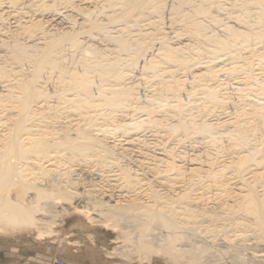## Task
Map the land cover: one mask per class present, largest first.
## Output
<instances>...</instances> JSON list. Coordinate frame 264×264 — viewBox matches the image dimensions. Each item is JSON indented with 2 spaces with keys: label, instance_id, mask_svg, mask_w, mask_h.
<instances>
[{
  "label": "bare ground",
  "instance_id": "bare-ground-1",
  "mask_svg": "<svg viewBox=\"0 0 264 264\" xmlns=\"http://www.w3.org/2000/svg\"><path fill=\"white\" fill-rule=\"evenodd\" d=\"M7 3L48 11L56 23L15 20L9 42L0 29V46L18 68L0 90V235L32 230L39 237L49 235L64 217L75 215L85 226L116 233L122 243L114 250L127 261L134 255L144 264L158 255L171 264H226L227 255L229 264H264L259 259L264 258V133L261 140L256 135L264 130V0H199L195 6L191 0H173L170 20L182 10L185 19V28L173 31L176 42L163 26L165 0H95L102 3L101 12L113 9L102 13L104 23L93 17V7L73 6L83 15L77 29L72 15L55 18L54 0ZM142 20L148 23L140 25ZM113 24L117 27L109 29ZM93 32L100 41L83 47L79 35L92 39ZM66 44L91 55L76 56L69 67ZM11 69L0 67V78ZM146 72L159 81L149 93L139 90ZM148 128L180 136L179 141L201 136L215 153L230 147L232 155L217 165L208 149L188 158L198 166L177 164L176 158L186 156L175 155L171 147L159 153L165 158L154 153L153 160L177 179L188 178L187 186L208 176L214 196L231 197L232 203L210 207L209 196L191 198L187 188L169 197L145 182L140 166L123 164L127 149L118 147L117 133ZM93 160L100 168L84 174L82 166H95ZM227 172L244 183L236 193L228 187ZM201 235L208 240H197Z\"/></svg>",
  "mask_w": 264,
  "mask_h": 264
},
{
  "label": "rangeland",
  "instance_id": "rangeland-1",
  "mask_svg": "<svg viewBox=\"0 0 264 264\" xmlns=\"http://www.w3.org/2000/svg\"><path fill=\"white\" fill-rule=\"evenodd\" d=\"M61 1H62V3H60ZM65 1L66 0H54L55 9H57V10H55V12H53V13L56 14L55 18H61V17H64L65 15L68 18L72 15V17H70L69 20L71 23H75L74 21H76V23H75L76 25L74 26L75 29L78 28L77 25L80 22L79 20L83 19V15L80 14V12H78L79 14L76 13L77 10L75 12H73L75 9L73 6L79 7L77 5H80V7H83V6L86 7L88 5L87 7H89V8L93 7L92 10L96 11L94 13L95 14L99 13V15L96 14L93 17L96 16L95 19H97L98 21L101 20V22H103L102 20H104V21L106 20L105 17L103 16V14L105 15L106 12L108 14H110L111 10H113L111 8H105L104 11L101 12V9H100L101 6L100 5H102V3H99L100 5L98 3L94 4L95 0L94 1L92 0V2H90V3H85L86 0H84V1L83 0H72V3L74 1L73 4H76V5L67 4L68 6L65 4ZM172 1L173 0H165V4H166L165 6L166 7L163 10V14H164L163 15V18H164L163 26H164V29L168 32V36L172 37L171 41L176 42V38H174V36H175L174 32L175 31L179 32L180 30L185 28L184 27L185 19H183V17H181L182 12H183V10H182V12H179L180 15H179V13L178 14L175 13V15L173 14L174 17L176 16L175 20L174 19H173V21L170 20L169 15H168V14H170V12H168V10L170 8L169 6L171 5ZM231 1H233V0H227V2H231ZM191 2L195 6L196 4L199 3V0H191ZM64 5H66L67 7ZM226 5H227V7H230L229 4H226ZM97 6H98V8H97ZM95 7H96V9H95ZM187 7L188 6L184 5L182 7V9H186ZM15 9L16 10L18 9L20 14ZM33 9L34 8H32V10H31V8H24L22 6L11 8V6L7 3V0H0V12L1 13L3 12V15L5 16L4 17L2 15L3 20H2V17L0 19V29H2V32H4L3 38L6 41L9 42V41L13 40V38L11 39L10 35H12L13 32L15 31L14 30L15 29V23L18 20L25 22L26 19H27V21H33V20H37L39 18L40 19L43 18V19H45L44 21H47V22L49 21L48 23H56L54 21L49 20L50 19L49 15H51L50 12L45 11V10H39V9L33 10ZM98 9H100V10H98ZM29 10H30V12H29ZM105 10H106V12H105ZM214 10L215 9H213V14H218L222 18L226 16V14L223 11L218 12V11H214ZM12 11L13 12L15 11L16 13L15 12L13 13ZM44 11H45V13H43ZM229 11H232V10H229ZM8 12H10V13H8ZM233 15H234V13H233ZM22 17L24 18V20ZM179 17L181 18V21H180ZM75 18H76V20H75ZM199 19H202V20L205 19L207 21L209 20L207 17L202 18L201 16H199ZM71 20L72 21L74 20V21L72 22ZM145 20H146V17H145ZM226 20L227 21L229 20V24H235L232 22L233 20H231V19H226ZM142 21H143V23L140 22L141 23L140 25H144L147 22L144 20H142ZM173 22H174V24H173ZM62 27H63V25L57 26V28L59 30L60 29L63 30ZM115 27H117L116 24H113V25L109 26V29L113 30L112 28L115 29ZM139 28H141V27H139ZM145 28H147V26H145ZM217 28L219 29V27H217ZM134 29L132 30V32H133L132 35L136 34L134 31H137L138 27L137 28L134 27ZM8 30H9L10 34H9ZM11 32H12V34H11ZM81 35H79L80 40H83L82 42L85 41L83 43V47L85 45L88 46L89 44L97 42L99 40V38H101L98 35H96V37H95V33L93 34L92 39L89 35H86L85 33H83ZM18 39L20 41L22 40L21 42L28 43L27 37H25L23 35H19ZM92 41H94V42H92ZM65 48H66L65 49L66 51H64V52L67 55V56L66 55L65 56L67 57L66 61L68 62L67 65L69 67L71 65L74 66V64H72L71 62L69 63V61H71V59L76 60L81 55H88V54L91 55L89 52H83V51L81 52V49H73V48L71 49L70 47H68L67 44L65 45ZM71 52H72V54H71ZM69 55H70V59H68ZM76 56H78V57L75 58ZM111 56H113V54H111ZM6 57H7L6 49L4 47L0 46V67H6V69H8V70L13 68V69H11V71H9L8 74L3 75L2 79L0 78V90L5 89L3 87V84L6 85L9 82V80H11V82H12V79L15 78L17 75V74H15L16 73L15 71L18 70V68H15L16 65L11 64ZM122 57H125L124 53L122 54ZM23 69H24V71L27 72V70H29L28 65H24ZM257 71H260V70H257ZM255 72H256V70H255ZM137 73H138V71L136 70L134 75H136ZM143 75L145 77H147V79L145 81H143V80L140 81L142 87H140L139 90L143 91V92L146 90V92L149 93L150 90H152L155 86H157L159 84V81L153 79V77L151 78L150 77L151 73L146 72V74H143ZM177 75L178 76L181 75L179 73V71H177ZM240 75H242V74H240ZM262 78H264V75L262 76ZM131 114L132 113L130 112V115ZM77 117L78 116L73 115L74 119ZM156 131H160V129H158V128L157 129H149L148 128V129L142 130L141 132L140 131L139 132L131 131V132L126 133V134L121 133V132L117 133L116 138L119 140L118 143L120 145V146L118 145V147L123 146L127 149V156L125 158V161L123 160V164H124V162L129 163V165L132 166L133 168L134 167L137 168V166H140L138 168H140L142 170L139 172L143 173V177L145 178L144 179L145 182L150 183L155 189L159 190L160 193L161 192L165 193V194L169 195V197L177 194V192H179L180 190L187 188V190L190 191L189 193H190L191 198L199 196L201 193H205L204 196H209V199H207L205 201V203L207 202L206 203L207 206L209 205L211 207V206L216 205L217 203L224 202V201H227L228 203H232L233 198H231V197L224 199L223 197H219V196L215 197L214 196L217 193L216 192L217 190L214 189L215 187H209V185H207V184H209V182H211V184H213L212 180L208 176L204 177V175H203V177L201 179L193 178V180H194L193 183H198V184L187 186L189 181H186V180H188V178L185 179L186 177H183V178L177 179V177L174 176L173 171H168L169 173L164 172L163 171V169H164L163 164L160 162H157V163H159L157 165V163L153 160L154 155H156L157 157L159 156V157L165 158L166 155H161L159 153L163 152V150H162L163 147H166L167 149L169 147H171L172 151L175 153V155L176 154H178V155L184 154L186 156V159L185 158L184 159L183 158H176V157L175 158H176L177 164H181L183 167L187 168V167H190L191 165L192 166L197 165V164L193 163L196 161H192V162L188 161L190 158L194 157L195 153L202 155V153L208 149L210 152H212L211 155L214 157V159H213L214 165L215 164L217 165L218 163H222L223 162L222 160L227 159L228 157H230L232 155L231 152L233 150H230L231 149L230 147H224V148L219 150V153H215L213 147H211V145H207V143L205 142L206 139L204 138V140H203V137H201V136L194 135L191 138H182L183 140L179 141L177 138H179L180 136H173V137L169 136L170 137L169 138L166 135L169 138L168 139L164 135V133H165L164 131H160V133H157ZM262 132L264 133L263 129H257L256 130V135L258 136L259 140H261L260 138H263V137H261ZM136 136H138L140 138L138 139ZM142 138L144 140H141ZM146 139L148 141V146L146 143V147H145L144 145H145ZM132 140H134V142ZM138 140L139 141L141 140L143 143L141 141L139 142ZM135 141H137V142H135ZM154 143H156V144H154ZM194 143H195V145H194ZM226 143L227 142H225V144ZM141 144H143V145H141ZM234 150H236V149H234ZM184 151L186 154L183 153ZM191 154H193V155H191ZM177 159L180 161H178ZM90 165H95V166H93V167L82 166L81 170L84 174H87L90 171L96 173L95 168H100V166L98 165V161H96V160L95 161L93 160L92 163H90ZM153 166H154V168H158L157 169L158 172H157V170L152 169ZM263 166H264V164H263ZM204 167H206V166H204ZM79 169H80V166H77V170H79ZM114 170H115V167H114ZM159 170H160V172H159ZM112 172L116 173L114 171H112ZM232 173L233 172L225 173L226 177L233 179V180L230 179L231 181L229 180L230 186L228 185V187L229 188L231 187L230 188L231 191L235 192V190H236V192H238L239 187H241V185H243L244 183H240L238 181L239 179L234 177L232 175ZM243 174H245V178L250 176V174H248V169ZM167 179H170V181H167ZM169 182H170V184H169ZM183 184L185 186H183ZM258 188H257L258 190L261 189L260 187H258ZM117 189H119V188H114V191H112V192L114 194H117L118 193V191H116ZM120 189H121L120 193H122V194L129 195L131 193V191H126L124 188H120ZM128 192H130V193H128ZM200 205H202V203H200ZM63 221L64 222H63L62 226L56 225L54 227V230H56L57 232H54V233L49 234V235H43V236L39 237L37 235L36 230H34L35 232H33V230H32V231H28V232H22V234H15V235H0V264H55L54 263L55 258H62L63 264H125L127 262L129 263L130 261L131 262L129 264H142V263H140V261H138V259L134 255H133L134 258L129 257L128 258L129 261H127L126 260L127 258H124L123 255H121V253H118L117 251L114 250V247L121 245L122 242H119L120 240L119 241L116 240L117 234L114 233L112 230L107 229L103 226H98V227L85 226L86 224L81 220V218L79 219V217H77L75 215H70L69 217H64ZM155 232H157V231H155ZM248 234L249 233H247V235ZM202 236H204V235H201L200 237H196L197 240H201V239L208 240V238L206 239L205 236L204 237H202ZM253 241L252 240L247 241V244H250V242L252 243ZM260 247H263V246L261 245ZM110 252H112L113 254ZM257 253L258 254L262 253V251L256 252V254ZM262 254H264V253H262ZM151 258L152 259L148 263H144V264H171L170 262L165 261L162 257H159L158 255H153ZM260 258L264 259L263 257H259V259ZM230 260H232L230 256L229 257H227V255L224 256L223 261L226 264L232 263Z\"/></svg>",
  "mask_w": 264,
  "mask_h": 264
},
{
  "label": "built area",
  "instance_id": "built-area-1",
  "mask_svg": "<svg viewBox=\"0 0 264 264\" xmlns=\"http://www.w3.org/2000/svg\"><path fill=\"white\" fill-rule=\"evenodd\" d=\"M54 263L55 264H63V259L62 258H55Z\"/></svg>",
  "mask_w": 264,
  "mask_h": 264
}]
</instances>
